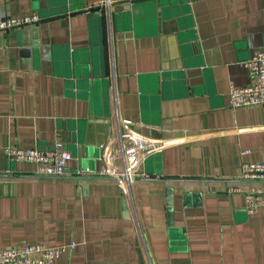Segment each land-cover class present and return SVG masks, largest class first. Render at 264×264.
Masks as SVG:
<instances>
[{
  "label": "crops",
  "instance_id": "0c3cea01",
  "mask_svg": "<svg viewBox=\"0 0 264 264\" xmlns=\"http://www.w3.org/2000/svg\"><path fill=\"white\" fill-rule=\"evenodd\" d=\"M97 1L0 0V17L40 18L0 32V249L76 242L55 264H264V206L250 214L230 191L264 189L241 177L264 161V105L229 103L264 51V0H112L105 23ZM119 119L164 144L135 178L137 219L101 174ZM59 141L73 156L61 176L4 152Z\"/></svg>",
  "mask_w": 264,
  "mask_h": 264
},
{
  "label": "built area",
  "instance_id": "2783aa9c",
  "mask_svg": "<svg viewBox=\"0 0 264 264\" xmlns=\"http://www.w3.org/2000/svg\"><path fill=\"white\" fill-rule=\"evenodd\" d=\"M112 0H98L90 8L108 13ZM37 15L22 17L1 16L0 32L22 28L37 23ZM109 25V63L115 70L116 58L111 45L110 20ZM250 83L244 87L232 86L229 92V103L232 108L264 105V51L254 54L245 62ZM115 76V73H113ZM164 144L151 139L134 129L132 123L119 119L114 138L103 145L102 175H108L117 180L127 195L129 204L137 219L136 176L148 155L160 151ZM5 154L13 160L28 161L37 164V172L43 175L61 176L65 174L67 164L72 159L71 152L64 149L62 142H57L52 150L6 146ZM245 150L244 153H249ZM241 177L246 179L264 180V161H245L241 165ZM231 192H243L246 208L250 214L259 212L264 206V189L253 186L249 189L231 187ZM138 222V220H137ZM141 236V228H138ZM76 242L49 246L35 242L26 245H10L0 249V264H55L61 255L76 247Z\"/></svg>",
  "mask_w": 264,
  "mask_h": 264
},
{
  "label": "water",
  "instance_id": "95a60500",
  "mask_svg": "<svg viewBox=\"0 0 264 264\" xmlns=\"http://www.w3.org/2000/svg\"><path fill=\"white\" fill-rule=\"evenodd\" d=\"M99 12L97 13V14H99L100 16H102L103 17V20H104V23L108 20V18H109V13H107V12H104V11H102V10H98ZM174 70H175V68H174ZM176 74V73H175ZM103 145L104 144H102V147H103ZM6 175H8V174H6ZM46 176H53V175H46ZM112 178V177H111ZM114 179V178H113ZM169 214H170V219H171V216H172V210H170L169 211Z\"/></svg>",
  "mask_w": 264,
  "mask_h": 264
}]
</instances>
